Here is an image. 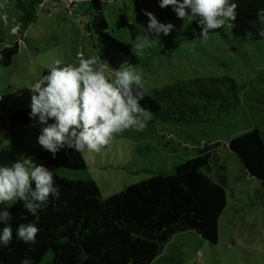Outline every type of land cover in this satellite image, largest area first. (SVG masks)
Returning a JSON list of instances; mask_svg holds the SVG:
<instances>
[{"label":"rangeland","instance_id":"rangeland-1","mask_svg":"<svg viewBox=\"0 0 264 264\" xmlns=\"http://www.w3.org/2000/svg\"><path fill=\"white\" fill-rule=\"evenodd\" d=\"M88 1L47 0L44 8L38 7L35 21L22 29L13 4L0 0V42L18 44L10 65H0V164L23 155L24 146L41 148L37 144L41 126L16 127L12 136L6 111L30 108L28 88L54 61L78 63L80 54L85 58L96 54L97 41L90 28L96 10ZM98 1L94 4L105 17L109 32L138 58L135 66L143 73L145 89L196 76L228 75L240 96L236 111L219 124L171 125L150 113L142 131L117 134L98 153L79 152L101 197L197 156L202 144H214L213 153L227 176L217 243L208 244L193 231L176 233L151 264H264V184L250 178L227 148L231 138L264 127V22L258 18L264 0H233L236 19L206 40L197 37L191 21L178 19L170 6L161 9L159 0ZM52 5L55 9L49 11ZM144 11L175 27L138 54V26L146 29L148 23ZM17 26L18 31H13Z\"/></svg>","mask_w":264,"mask_h":264},{"label":"trees","instance_id":"trees-1","mask_svg":"<svg viewBox=\"0 0 264 264\" xmlns=\"http://www.w3.org/2000/svg\"><path fill=\"white\" fill-rule=\"evenodd\" d=\"M8 1L18 13L20 27L25 29L35 21L44 0ZM89 2L96 10L90 23L97 41L96 53L101 52L113 68H120L125 61L138 64L129 46L109 32L96 1ZM191 25L200 38L196 21L192 20ZM17 52V42H0V65L9 66ZM145 92L142 106L157 120L171 125L219 124L240 103L238 87L228 75L196 76ZM29 113L30 108L6 111L12 136L16 127L36 123ZM227 148L250 178L264 184V127L231 138ZM197 150V156L171 169L152 172L103 198L79 152L63 148L53 159L42 148L24 146L23 155L55 170L60 197L50 199L38 216L28 215V221L40 228L35 246L15 237L18 225L27 222L21 218V213L27 215L22 204L17 202L9 209L14 235L8 247H0V264H20L25 257L36 264H151L172 235L185 231L216 244L218 218L226 206V171L213 153L214 144H202ZM163 259L171 261L169 257Z\"/></svg>","mask_w":264,"mask_h":264},{"label":"clouds","instance_id":"clouds-1","mask_svg":"<svg viewBox=\"0 0 264 264\" xmlns=\"http://www.w3.org/2000/svg\"><path fill=\"white\" fill-rule=\"evenodd\" d=\"M158 6H170L180 20H195L199 36L205 40L212 31L226 23L231 25L236 19L237 5L233 0H159ZM143 15L148 23L146 29L138 26V54H143L153 42L159 43L161 34L168 36L175 27L160 23L151 12L144 11ZM258 18L264 22V9L258 12ZM18 29L19 26L13 31ZM28 89L29 117L41 126L37 144L53 159L63 148L98 153L117 134L129 129L142 131L150 116L141 103L146 94L142 71L127 61L120 68H113L101 52L87 58L80 54L78 63L62 65L60 60L54 61ZM59 197L55 170L32 157L21 155L13 162L0 164V247H8L13 240V215L9 209L17 202L27 213H21L27 222L18 225L15 237L35 246L40 228L28 221V215L38 216L50 199ZM20 264L36 262L25 257Z\"/></svg>","mask_w":264,"mask_h":264},{"label":"built area","instance_id":"built-area-1","mask_svg":"<svg viewBox=\"0 0 264 264\" xmlns=\"http://www.w3.org/2000/svg\"><path fill=\"white\" fill-rule=\"evenodd\" d=\"M88 2H89V1H88ZM46 3H47V0H44V1H43V3H42V4H40L39 8H43V7L45 6V4H46ZM75 5H76V4H75V3H73V5H72V6H75ZM66 7H67V9H69V6H68V4H66ZM49 9H50V10H53V9H55V6H53V5H52V7H49ZM71 11H72V10H71ZM71 11H70V12H71ZM68 12H69V11H68ZM70 12H69V13H70Z\"/></svg>","mask_w":264,"mask_h":264},{"label":"water","instance_id":"water-1","mask_svg":"<svg viewBox=\"0 0 264 264\" xmlns=\"http://www.w3.org/2000/svg\"><path fill=\"white\" fill-rule=\"evenodd\" d=\"M96 2L95 3H98V1L97 0H95Z\"/></svg>","mask_w":264,"mask_h":264}]
</instances>
